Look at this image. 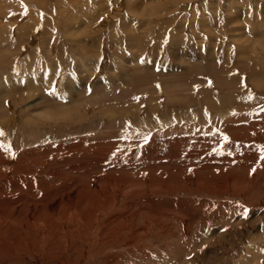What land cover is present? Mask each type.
<instances>
[{
  "label": "rangeland",
  "instance_id": "rangeland-1",
  "mask_svg": "<svg viewBox=\"0 0 264 264\" xmlns=\"http://www.w3.org/2000/svg\"><path fill=\"white\" fill-rule=\"evenodd\" d=\"M263 47L264 0H0V264H264Z\"/></svg>",
  "mask_w": 264,
  "mask_h": 264
},
{
  "label": "snow or ice",
  "instance_id": "snow-or-ice-1",
  "mask_svg": "<svg viewBox=\"0 0 264 264\" xmlns=\"http://www.w3.org/2000/svg\"><path fill=\"white\" fill-rule=\"evenodd\" d=\"M0 135H3V132H2V130H0Z\"/></svg>",
  "mask_w": 264,
  "mask_h": 264
},
{
  "label": "bare ground",
  "instance_id": "bare-ground-1",
  "mask_svg": "<svg viewBox=\"0 0 264 264\" xmlns=\"http://www.w3.org/2000/svg\"><path fill=\"white\" fill-rule=\"evenodd\" d=\"M257 46V45H256ZM264 48V47H263ZM244 263H246L245 261H243ZM243 262H242V264H243ZM252 262V261H251ZM248 263V262H247ZM249 264V263H248Z\"/></svg>",
  "mask_w": 264,
  "mask_h": 264
}]
</instances>
